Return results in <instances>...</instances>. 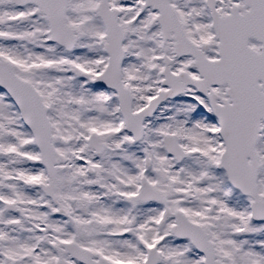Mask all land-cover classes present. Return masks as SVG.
Segmentation results:
<instances>
[{
  "label": "rangeland",
  "instance_id": "374dc122",
  "mask_svg": "<svg viewBox=\"0 0 264 264\" xmlns=\"http://www.w3.org/2000/svg\"><path fill=\"white\" fill-rule=\"evenodd\" d=\"M76 1L69 0L67 20L77 41L75 50L68 54L49 45L47 25L42 17L33 15V7L17 9L10 0H0V59L12 57L16 62V73L34 85L50 107L48 115L52 134L55 133L53 144L58 167L57 203L54 206L38 189V184H47L48 179L37 157L39 153L32 147V138L16 108L0 94V197L8 201L15 198L12 203L20 210V215L15 216L4 215L0 209V223L6 222V245L12 243L23 249L24 242L28 251L33 252L37 236L30 224L43 226L45 223L55 233V245L61 241H74L97 248L99 242L112 243L116 259L141 264L143 258L135 237L143 235L145 240L160 241L163 234L172 236L174 224L169 217L164 229L158 231L154 223L160 217L159 208H150L154 210L150 215L143 213L141 205L135 203L134 214L128 217L125 207L117 204L116 197L123 198L120 193L127 196L128 192H136L137 180L146 175L154 188L168 197L172 213L173 210L183 211L190 220L205 227L216 247H222L223 253L217 255L221 262L228 260L235 250L238 257L245 258L246 264H264V235L249 224L239 194L225 181L219 163L221 149L213 137V130L216 132L217 129L211 119L194 115L192 102L180 98L168 102L159 108L152 120L145 121V138L131 157L127 149L135 146L129 134H126V145L125 134L117 128L120 124L121 129L122 120L113 93L84 86V81L76 82L68 73L70 66H76L88 72L90 80L106 65L103 48L99 46L103 41V28L92 13L96 1L88 0L84 6H77ZM134 30L140 32L138 27ZM145 49L146 54L141 48L130 52L125 70V79L130 80L128 82L136 91L135 107L138 109L146 105L155 90L160 89L163 79L156 70L163 69V61L152 63L153 56L150 57V54L159 55L162 49L153 50L152 45ZM168 55L173 57L171 49ZM190 64L189 59H176L171 69L194 75ZM215 91L224 97L223 88ZM82 99L87 103L86 111L78 107ZM204 110L207 112L206 108ZM91 130L108 144V150L101 158L94 157L85 148L84 138ZM167 133L178 134L183 149L194 153L180 166L165 155L160 135ZM258 144L261 151L259 193L264 197V137ZM127 164L133 166L134 171ZM88 167L94 170V179L87 176ZM156 173L162 180L160 183L155 181L158 178L153 174ZM94 180L104 185L103 191L99 192L94 186ZM47 203L49 209L45 208ZM60 208L70 216L65 223L58 216ZM246 225H249L248 230L243 228ZM21 229L22 233L19 232ZM128 235L129 238L111 239ZM180 248L176 247L173 257L167 255L161 262L200 264L190 252L184 253L179 251ZM27 257V262L22 264L33 260L38 262V258L41 263L39 255L29 254Z\"/></svg>",
  "mask_w": 264,
  "mask_h": 264
},
{
  "label": "water",
  "instance_id": "95a60500",
  "mask_svg": "<svg viewBox=\"0 0 264 264\" xmlns=\"http://www.w3.org/2000/svg\"><path fill=\"white\" fill-rule=\"evenodd\" d=\"M17 4L20 0H13ZM67 0H31L27 1L41 5L43 12L47 15L52 32V40L60 43L67 50L74 47V36L65 25V10ZM251 7V12L246 13L247 17L243 20L234 19V17L221 18L216 22L218 38L221 40L219 48L220 60L214 62L210 67L213 77V85H229L227 91L231 98V104L219 106L215 104L216 97L211 98L214 113L221 124V135L226 145V151L223 157V167L228 174L232 185L244 193L246 196L256 198L257 195V171L258 158L255 153V145L262 131L261 121L264 120V48L262 54H258L247 46L248 39L254 36L252 30L256 23L262 22L264 25V0H247ZM47 3L44 7L43 4ZM26 4V3H25ZM105 5V3H104ZM257 10V12H256ZM103 17L106 28L109 30L107 39L109 41L106 51L110 55L109 67L95 83L108 86L119 93V100L123 108V116L126 119L128 131L132 132L137 140L143 137V121L153 116L161 103L168 99H173L186 90L189 84L198 83L188 81L181 86L179 83L182 75L174 76L166 70V85L172 87L170 92H164L158 98L154 99L143 112L132 114V98L130 92L124 89L120 82V63L122 59V50L118 46L115 52L114 43L119 42L121 34L117 26V17L112 20ZM228 20V21H226ZM239 21L237 24L231 22ZM264 32V31H263ZM116 55V56H115ZM0 67V80L2 85L12 95L18 107L20 108L27 125L30 127L34 139L41 151L42 163L47 168L51 178H54L56 172V161L54 158V148L51 143V130L47 118V110L42 103L38 92L28 83L19 80L13 71V68L4 64ZM77 73L76 70H73ZM114 72V73H113ZM113 75V76H112ZM108 79V80H106ZM262 81L263 86L259 85ZM178 137L172 135L164 136V144L167 152L174 156L180 163L184 158H189L192 153H185L178 144ZM91 146L97 148V155H100L106 148L104 144L99 145L96 138L90 140ZM93 144V145H92ZM100 146V148H99ZM248 158L251 162L248 163ZM49 194L51 187H44ZM150 186L146 182L141 191L140 197L147 200H155ZM253 208L257 218H261L260 210L264 209V202L256 200ZM259 214V215H258ZM173 233L179 238H189L192 243L205 254L208 264H221L216 261V254L211 242L208 241L207 234L198 225L192 224L183 214L177 216V226ZM68 252H71L76 258L81 259V255H86L88 264H108L105 260L92 262L87 250L75 245H64ZM77 255V256H76ZM73 256V257H74ZM158 256L152 252L147 264H157ZM65 264V263H60Z\"/></svg>",
  "mask_w": 264,
  "mask_h": 264
},
{
  "label": "flooded vegetation",
  "instance_id": "af4514ba",
  "mask_svg": "<svg viewBox=\"0 0 264 264\" xmlns=\"http://www.w3.org/2000/svg\"><path fill=\"white\" fill-rule=\"evenodd\" d=\"M107 1L110 5V9H113V13L116 12L118 16V22L120 24L123 33L122 46L125 52V58L122 63L123 80L125 78V70L127 69L126 66L129 64L127 62V57L131 56L130 52L138 48H141L146 54L147 50L145 49V47L147 45L149 46L152 45L153 49L155 50L160 51L162 49L163 55L164 54L168 55L170 49L174 51V47L176 45V40H174L175 32L171 31L170 33L166 34L167 40L164 42L162 37V29L160 25V19L163 20L164 18H167L169 15H171V12L176 14L178 18L177 22L180 23L187 37L194 43L195 45L194 51H196V55L198 56L200 55L201 57L203 56L208 60H214L216 59V55L214 56L216 43L214 38V29L212 27L214 22L213 18H218L219 16L220 17L230 16V10L233 11L237 10L239 14H242L245 11L244 0H107ZM88 2H89L88 0H77L76 4L80 6V5H85ZM97 3H99V0H97ZM207 8L212 11L213 13L212 15L208 13ZM215 10L218 12V15L216 17L214 15ZM231 22L233 24H236V22L233 20H231ZM178 26H179L178 23L175 24L174 26L175 29H177ZM135 27H138L140 29L139 33H137L134 30ZM133 39H137L138 42ZM131 40H133V42L135 41L134 42L135 47L133 46ZM250 45L255 49H260L261 46V44L259 45L255 40L250 41ZM187 59H189L191 63L189 65V68L192 69V72L194 74L193 76L195 78H198V74L196 73V67L194 66V59L191 57H187ZM126 82L128 83V80ZM130 89L132 90L131 87ZM132 92L136 94V92H134L133 90ZM200 98L202 101L207 102V99L203 95H201ZM134 106H135V98H134ZM13 200L16 199L14 198ZM242 200L247 201L246 198H243ZM10 202L12 203L11 200ZM53 202H55L54 205L57 203V201H53ZM156 206L160 208L162 207L161 204L147 205L148 208H152V209H155ZM0 207L4 208L1 202H0ZM243 207H245L247 213L246 218L248 217L249 224L253 225L256 229L258 228L259 232L264 235V222H259V223L251 222L252 220L250 221L249 219V217H251V214L249 215L247 210L248 204L243 202ZM12 208H14L15 211L17 212L20 211L17 207L14 206L13 203H12ZM175 213H176L175 210H173V213L172 210H170V212L163 217L162 221L160 222V225H158L159 227L154 225L155 228L158 229V231L163 230L164 224L169 217H172L171 221H173L175 224ZM3 214L5 215V214H13V213H3ZM174 224H172V227L174 226ZM5 227H6V222L5 221L1 222L0 223V264L25 263L28 260L27 256L29 254L39 255L41 258V263L38 258V262H35L36 260H33L30 261L29 264H57L58 262H62V261H68L71 264H88L86 260H82V262L80 263L71 260V257L69 255H65L64 251L62 250L63 241L59 242L58 246H55L56 244L54 243L55 233L52 231V227L49 225H45V223L43 224V226H39L37 224H30V228L35 231L37 236V238L35 239V244L32 247L33 252L28 251L29 248L28 246L25 245L24 242H23V249L21 246L12 245V243H9L10 246H7L6 245L7 241L4 232ZM38 227L42 228V230L38 229ZM248 227L249 225H246L243 228L248 230ZM19 232L22 233V229ZM18 237L23 239L22 237H20V235ZM209 240L212 241L210 237ZM101 243H102V247L100 245H98L97 248L96 246L88 247L94 253V257H92L94 261L98 260L100 257H105L107 260L111 261L114 264H132L130 261L128 262L122 259H116L117 255L115 254L114 251L115 246L112 245V243L111 244L106 243L112 252L107 251L108 248L104 242ZM139 243L142 244L141 246H137L143 258L141 264H144V257L147 251L149 250V248L152 246H155L159 253V264H163L161 262V259L162 258L166 259L167 255L173 257L174 249H176V247H181L179 251H183L184 253L189 254L190 252V255L196 260H198L200 264H206L203 255L200 254L194 248V246L190 243L189 240H180L175 238L173 235L170 236L169 234L167 235L163 234L162 237L160 238V241L145 240L143 237V240L139 241ZM214 246L217 255L218 253L219 254L223 253L222 247H220L219 245L218 247H216L215 243ZM118 248L120 249V247ZM96 249H98L97 252H99V254H97ZM24 251L25 253H23ZM119 253L122 252L119 251ZM23 255L25 256L22 257ZM5 256H8L10 259L4 258ZM126 256L128 257V255ZM134 256L135 253L133 254V257ZM227 258L228 260L222 262L223 264H246L245 258L238 257L235 250L231 252L230 255L231 260L229 257Z\"/></svg>",
  "mask_w": 264,
  "mask_h": 264
}]
</instances>
